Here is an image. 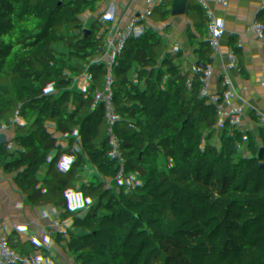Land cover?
Listing matches in <instances>:
<instances>
[{"label": "built area", "instance_id": "built-area-1", "mask_svg": "<svg viewBox=\"0 0 264 264\" xmlns=\"http://www.w3.org/2000/svg\"><path fill=\"white\" fill-rule=\"evenodd\" d=\"M161 10L158 17L145 30H136L125 0H95L91 9L92 20L80 36L65 35L64 43L48 41L40 48H29L23 54H9L0 48V79L20 86L15 97L17 103L7 107L8 113H21L26 118H46L58 121L63 116L72 117L80 104L75 94L84 81L114 85L116 95L106 108V117L101 121L104 129L102 141L90 146L85 152L67 157L61 186L65 205L60 219L53 226L52 237L62 234L65 240L67 264H76L75 255L80 250L72 232V200L76 187L90 168L100 167L108 158L107 151L114 137L118 136L131 113L141 114L143 106L137 97L142 84L151 78L162 90L173 75L172 90L177 89L184 62L183 49L190 38L201 35L208 39L216 55V66L225 60L221 45L228 32L236 36V48L228 56L231 70L230 87L238 91L237 107L242 112L240 119L227 114L221 140L233 144L248 141V132L264 131V108L259 92H264V67L260 63V49L254 39L255 23L244 16V0H158ZM19 18L29 15L28 26L50 17L45 11L44 0H0V25L7 16ZM58 32V27L53 26ZM12 63V66L8 64ZM211 65L199 57L195 73L201 75L211 70ZM217 100V98H215ZM152 126L164 142L166 166L164 171L171 180L173 190L180 184L179 170L184 163L183 150L176 147L162 126L157 110ZM64 150V149H63ZM209 159L223 171L227 186L240 178L235 169L225 170L224 156L216 148ZM133 182L139 177L133 176ZM187 191L181 195L180 206L184 221L182 232L176 223H168L172 207V194L159 198L152 196V204H160V225L175 234L179 244L178 257L186 250L197 257L205 234L192 235L193 214L189 199H196L195 185L190 178ZM47 217L49 210H39ZM149 214V211H147ZM13 214L3 219V224L13 223ZM264 240L258 238L257 241ZM220 255H225L229 264H239V256L230 246L212 241ZM257 244V243H256ZM32 264H37L34 260Z\"/></svg>", "mask_w": 264, "mask_h": 264}, {"label": "trees", "instance_id": "trees-1", "mask_svg": "<svg viewBox=\"0 0 264 264\" xmlns=\"http://www.w3.org/2000/svg\"><path fill=\"white\" fill-rule=\"evenodd\" d=\"M28 21L29 15L7 16L5 25H0V48L12 55L23 54L29 48L58 40L59 35L52 29L55 22L49 17L30 26ZM212 54L216 57L214 50ZM205 62L212 68L199 79L204 86L216 87L219 82L214 61ZM166 85L172 88L173 75ZM19 89V85L0 79V264H32L34 260L37 264H67L64 236L52 237L54 223L61 218L66 201L64 194L56 190L62 184L67 152L57 147L43 154L42 146L54 144L70 127L72 118L63 116L55 121L8 113L7 107L17 103L15 95ZM89 95L90 82L84 81L75 97L81 104ZM260 102L264 108V92H260ZM241 116V111L235 115L238 119ZM137 120V113L126 117L122 132L111 141L112 152L124 154L129 149L130 124ZM154 133L146 137V142L154 148L159 166L148 160L147 165L155 195L165 197L172 194L171 180L164 171L166 148L155 130ZM216 149L224 156V169H235L240 176L232 190L249 196L237 205L238 219L243 222L237 227L240 236L246 241L264 238V225L250 230L244 223L253 213L264 217V131L250 130L244 144L220 141ZM43 159L48 162L43 163ZM188 178L201 202L200 178L195 167H190ZM141 185L140 181L128 180L123 168L109 157L100 167L86 171L72 200V232L80 247L75 255L76 264H229L213 243L212 249L218 255L215 262H202L186 250L178 257L175 234L160 225V205L141 197ZM44 206L49 214L43 218L39 210ZM178 210L182 213L181 206ZM9 213L14 222L5 225L3 219ZM183 221L182 215L176 223L179 233ZM245 264H264V251L253 249Z\"/></svg>", "mask_w": 264, "mask_h": 264}, {"label": "crops", "instance_id": "crops-1", "mask_svg": "<svg viewBox=\"0 0 264 264\" xmlns=\"http://www.w3.org/2000/svg\"><path fill=\"white\" fill-rule=\"evenodd\" d=\"M94 3L95 0L53 2L57 12L50 14L49 19L58 27V32H55L59 35L57 41L60 42L65 35L83 34L87 23L92 20L91 9ZM244 3L245 18L255 23L253 36L260 49V63L264 67V0H244ZM125 4L136 30H145L158 17L161 10L158 0H125ZM235 48L236 36L233 32H228L221 45L225 60L217 67L216 57L212 54L213 48L208 39L196 35L189 39L183 49L184 62L177 89L172 90L170 86L165 85L160 90L153 79L147 78L137 97L138 104L144 107L137 121L150 126L146 137L155 135L152 121L157 110L170 140L184 153V163L179 170L180 184L173 190L168 223H177L182 218L178 208L181 195L187 191L186 182L190 167H195L200 178L199 191L202 201L189 199L188 205L194 218L191 234L195 236L201 232L205 234L197 256L202 262L217 260L218 255L212 249L213 240H219L236 251L239 264L246 263L253 249L264 251V240L246 241L240 236L237 227L243 222L238 219L237 205L241 192L233 191L227 186L223 171L209 159L211 151L221 140L225 116L227 114L235 116L240 111L237 107L238 91L230 87L231 70L228 56ZM199 57L207 62L214 61L218 86L215 87L213 84L204 86L201 83L200 75L195 73V62ZM115 95L114 85L90 82V95L72 115L70 127L59 135L54 144L43 145L42 153L47 154L59 147L64 149L67 152L66 156L69 157L82 154L90 146L102 141L104 129L101 121L106 117V108ZM258 96L260 98V92ZM107 156L123 168L128 180H132L135 175L139 177L142 184L139 191L144 200H151L152 196H155L156 188L149 174L147 160L156 167L159 164L154 156V148L147 144L146 140L143 146L135 148L130 146L124 154L114 153L109 149ZM244 223L248 229L256 230L264 225V217L255 214L249 219L246 218ZM8 256L12 258L11 255Z\"/></svg>", "mask_w": 264, "mask_h": 264}, {"label": "water", "instance_id": "water-1", "mask_svg": "<svg viewBox=\"0 0 264 264\" xmlns=\"http://www.w3.org/2000/svg\"><path fill=\"white\" fill-rule=\"evenodd\" d=\"M64 43V40H60L59 44ZM9 66H12V63L8 64ZM150 126L143 124L139 121H135L133 123L130 124V130H131V134L129 137V143L131 147H140L143 146L146 140V134L149 131ZM43 163H47L48 160L47 159H43L42 160ZM60 181H62V179H60ZM157 196V194H156ZM159 197V196H158ZM249 196L245 195V194H240L239 199L240 200H246ZM159 198H164L162 195H160ZM160 205V204H159ZM256 213H253L251 215H249L247 218H251L253 215H255Z\"/></svg>", "mask_w": 264, "mask_h": 264}, {"label": "rangeland", "instance_id": "rangeland-1", "mask_svg": "<svg viewBox=\"0 0 264 264\" xmlns=\"http://www.w3.org/2000/svg\"><path fill=\"white\" fill-rule=\"evenodd\" d=\"M53 2H55V0H44L45 11L48 12V14H53L57 12L56 8L53 7ZM3 28H5V26H3Z\"/></svg>", "mask_w": 264, "mask_h": 264}]
</instances>
